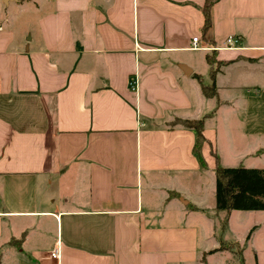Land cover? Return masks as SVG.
Returning a JSON list of instances; mask_svg holds the SVG:
<instances>
[{
  "label": "crops",
  "instance_id": "obj_1",
  "mask_svg": "<svg viewBox=\"0 0 264 264\" xmlns=\"http://www.w3.org/2000/svg\"><path fill=\"white\" fill-rule=\"evenodd\" d=\"M204 1L0 0V264H264L214 172L264 169V0Z\"/></svg>",
  "mask_w": 264,
  "mask_h": 264
},
{
  "label": "trees",
  "instance_id": "obj_2",
  "mask_svg": "<svg viewBox=\"0 0 264 264\" xmlns=\"http://www.w3.org/2000/svg\"><path fill=\"white\" fill-rule=\"evenodd\" d=\"M216 0H205L202 8L204 15L203 28L206 30L210 25V9ZM207 61L213 65L214 59L211 55H207ZM217 65L211 67L210 73L212 77L217 71ZM200 81L202 91L206 96L215 94V86L204 85L201 82V77L196 75ZM203 120H179L184 126L193 128L196 132V142L194 151L199 156L203 163V158L200 153V148L206 140L203 135ZM215 200L216 209L225 211L223 223L232 210H264V169L238 167H223L216 162L215 167ZM15 242V241H14ZM233 243H221L219 248L213 249L214 252L220 249H227Z\"/></svg>",
  "mask_w": 264,
  "mask_h": 264
},
{
  "label": "rangeland",
  "instance_id": "obj_3",
  "mask_svg": "<svg viewBox=\"0 0 264 264\" xmlns=\"http://www.w3.org/2000/svg\"><path fill=\"white\" fill-rule=\"evenodd\" d=\"M214 183V177L210 173H204L202 177V189H203V195H207L208 193L210 194V186L213 185ZM256 224V223H263L264 224V214H259L256 213L255 215L251 216H238V214H234L232 217V225L229 230V235H227L229 238H240V235H242L243 229L246 226V224ZM228 244V243H225ZM234 245V244H233ZM233 245L229 246L228 248H231ZM260 248V253L262 254V258H264V242H258V245ZM236 253L240 255V249L239 246L236 249ZM244 259L245 263L252 264L253 262V256L250 254V252H245L244 253Z\"/></svg>",
  "mask_w": 264,
  "mask_h": 264
},
{
  "label": "built area",
  "instance_id": "obj_4",
  "mask_svg": "<svg viewBox=\"0 0 264 264\" xmlns=\"http://www.w3.org/2000/svg\"><path fill=\"white\" fill-rule=\"evenodd\" d=\"M197 39H198V37H193V39H192V43H193V45H192V49H196V48H198L195 44H196V42H197ZM239 37H237L236 35H229L228 37H227V39H226V42H225V44H226V47H228V48H235L236 46H237V44L239 43ZM49 257L52 259V260H54V259H58L59 258V249H58V247H54L51 251H50V253H49Z\"/></svg>",
  "mask_w": 264,
  "mask_h": 264
},
{
  "label": "water",
  "instance_id": "obj_5",
  "mask_svg": "<svg viewBox=\"0 0 264 264\" xmlns=\"http://www.w3.org/2000/svg\"><path fill=\"white\" fill-rule=\"evenodd\" d=\"M4 1H6V0H4Z\"/></svg>",
  "mask_w": 264,
  "mask_h": 264
}]
</instances>
